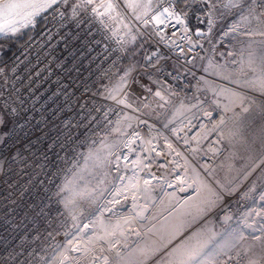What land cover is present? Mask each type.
I'll use <instances>...</instances> for the list:
<instances>
[{"label":"rangeland","instance_id":"374dc122","mask_svg":"<svg viewBox=\"0 0 264 264\" xmlns=\"http://www.w3.org/2000/svg\"><path fill=\"white\" fill-rule=\"evenodd\" d=\"M167 1L62 0L64 14L47 15L54 23L40 28L45 38L30 36L5 61L10 42L35 21L0 38V189H7L0 196V264H224V255L238 250L244 264H264V28L253 4L250 12L248 4L224 7L229 0H175L221 44L209 59L198 58L200 84L184 95L163 80L160 51L148 36ZM101 21L128 44L112 90H125L124 107L110 124L104 114L111 119L115 107L92 100L104 63L90 50L108 40L88 26ZM50 40L59 41L55 52L45 51ZM205 108L217 116L211 125L225 154L203 142L184 156L194 191L184 196L173 188L150 202L155 188L132 175L129 164L138 168L139 157L125 160L124 142L139 119L169 140L163 128ZM29 136L39 138L26 155ZM21 170L27 173L17 176ZM135 197L149 204L146 213ZM133 233L140 237L128 245ZM193 251L196 261H187Z\"/></svg>","mask_w":264,"mask_h":264},{"label":"built area","instance_id":"2783aa9c","mask_svg":"<svg viewBox=\"0 0 264 264\" xmlns=\"http://www.w3.org/2000/svg\"><path fill=\"white\" fill-rule=\"evenodd\" d=\"M253 7L255 15L257 16V22H259L262 28H264V4H261V0H256ZM63 9H65L63 5L57 4L46 10L48 12L44 15V18H46L44 28L50 23H54L50 22L52 19L50 16L60 14V11H62L61 14H64ZM164 9H168L167 13L164 12V23H150L151 31L148 32L149 38L153 41L157 50L160 51V58L156 65L158 67L163 66V80L171 89L176 92H181L184 95H190L195 84H200L199 75L203 74L202 69L195 67L196 60L201 56H206V59H209L212 54V45L214 43H217L216 45H218L220 41L215 42V40H213L215 32L209 25L206 24V27L203 25L194 26L188 19V16L178 7L175 0H168ZM169 13H171V15H169ZM49 14L51 15L47 16ZM35 23L36 22H33L32 25L34 26ZM90 23H92V25H89L88 29L95 28V31H97L96 38L101 34L108 40L106 44L103 43L100 46L95 45L100 47H97L96 51L90 50V53H93V55L96 54V58L99 57V59H101L99 63H104L102 71L99 72L100 76L97 74V77H100L101 79L95 85L96 88L92 100L97 98V100L95 99V101H97L96 105L100 109L114 106V114L111 116V119L109 115L106 114H104V117L107 118L105 120H108V124H110L111 121H114L115 123V120L117 121L121 118L122 113L120 110L124 107L125 90L117 96L112 95V90L114 84L119 80L122 74L123 66L128 61L127 40L124 33L115 30L108 22L101 21ZM43 29L36 31V33L33 34V38L36 36L39 39L45 38L44 35L38 36L42 33ZM196 29H202L203 35H197L195 32ZM55 30L56 33L61 32L60 30H57L56 27ZM31 40L33 39L30 38L27 42H30ZM57 42L59 41L52 42L50 40L48 43L51 45L47 46L45 51L49 52L50 49L52 51L54 47L57 48L59 46L56 44ZM34 47L36 46H32L31 49L33 50ZM39 51H37L36 54ZM98 51H100L99 54H97ZM80 62H82V58H80ZM169 62H174L177 65L183 66L187 72H180L172 67H168L167 64ZM42 71H44V69H42ZM32 91L34 92L36 90L33 89L30 92ZM112 103H114V105ZM37 110L41 111L40 108ZM216 117L217 116L213 112L206 110L205 108L197 116L187 118L171 128H163L162 131H164L169 140L162 139L157 130H153L154 126L149 122L139 119L136 124V129L129 134L123 144V148L121 149L123 156L125 152L131 153L130 160L125 156V160L127 161H134L137 156L139 157L136 159V161H139L137 164L138 168H135L134 165L128 163L132 167L130 169V171L132 170L133 172L132 175L138 174L142 179L141 182L156 183V181H158V183H161V174L157 173L160 164L157 163V165H155L156 159L154 155L156 156V153L163 150L162 148L164 147L173 148L180 158L183 157L181 162L185 161L184 156H188L189 153L198 150L205 141L210 152H214L219 156L224 155L226 148L223 140L219 133L212 129L211 125ZM178 125L180 128H177ZM181 128H186V130ZM30 138L34 141L30 140ZM37 138L34 139V136H29L27 138L26 142L29 140V144H27L28 151L35 153V140H37ZM30 142L35 145L31 146ZM25 154L27 155L28 153L25 152ZM140 155H142V157H140ZM206 159L209 162H212L214 157L208 154L206 155ZM152 171H154V174L151 173ZM1 191L2 189H0V196H2L3 193ZM6 192L7 190L5 193ZM238 201L240 204H243L245 199L240 196ZM245 260L246 254L240 250L224 255V264H244Z\"/></svg>","mask_w":264,"mask_h":264},{"label":"bare ground","instance_id":"6f19581e","mask_svg":"<svg viewBox=\"0 0 264 264\" xmlns=\"http://www.w3.org/2000/svg\"><path fill=\"white\" fill-rule=\"evenodd\" d=\"M58 4V3H57ZM128 53V52H127ZM124 68V66H123ZM122 68V70H123ZM177 128H180L179 125L177 126ZM183 130H186V128H181ZM33 138V137H32ZM32 138H30V140H33ZM35 139V138H34ZM34 141V140H33ZM24 143V142H23ZM31 146H34L35 144H32L30 142ZM43 145V144H41ZM25 152H28V148H25ZM163 150H160V152L156 153V156L154 155L155 159H156V163L155 165L160 164V168L157 171V173L159 174H163L164 178L161 176V183H146L145 181H143L144 186H148V187H153L155 188L153 196L150 197L151 201L153 199H155V197L157 195H159L160 192H163L165 190H170L173 188H176L177 190H179V192L184 196L190 194L191 192L194 191L195 189V183L193 182V179L189 173V169L188 166L186 164V161L181 162L183 160V157L180 158L179 155H177L175 153V150L173 148L170 147H164L162 148ZM124 156L128 157L130 160L131 157V153L130 152H125ZM174 165V166H173ZM151 171V170H148ZM26 171L23 170L21 172H19L17 174V176L23 175L25 174ZM151 173L154 174V171H152ZM20 180V179H18ZM16 182V181H15ZM143 186V188H144ZM7 189L6 187H4L2 189L1 192H5ZM20 189H17V192H20ZM131 193V192H130ZM134 194H136L134 192ZM136 201H135V206L140 210L141 213H146L149 209V204H144V203H138L137 198L135 197ZM140 237V235L138 233H133L132 236L128 237V245L132 244L133 242H135L138 238ZM77 249V248H76ZM68 260V259H67Z\"/></svg>","mask_w":264,"mask_h":264},{"label":"snow or ice","instance_id":"6c2138e0","mask_svg":"<svg viewBox=\"0 0 264 264\" xmlns=\"http://www.w3.org/2000/svg\"><path fill=\"white\" fill-rule=\"evenodd\" d=\"M91 2V0H89ZM56 3V0H2L0 2V18L3 19V23L0 24V33L16 32L15 21L10 20L9 17L19 16L27 23L32 22V18L39 15L45 9L50 8L52 4ZM256 3V0H229L224 5L226 8H242L245 4L249 5L251 12V4ZM261 4H264V0H261ZM111 7V5H109ZM164 12H168V9H164ZM171 15V13H169ZM157 23L163 24L164 21L159 17L156 18ZM234 30V29H233ZM264 34V33H261ZM264 87V84L261 85ZM2 123V121H0ZM198 252L193 251L186 254L185 259L187 261L195 262Z\"/></svg>","mask_w":264,"mask_h":264},{"label":"trees","instance_id":"16d2710c","mask_svg":"<svg viewBox=\"0 0 264 264\" xmlns=\"http://www.w3.org/2000/svg\"><path fill=\"white\" fill-rule=\"evenodd\" d=\"M61 4V2H60ZM48 11H45L41 14H39L38 16H36L33 20L36 22L35 25L30 29V32L29 34H27L26 36L20 38L19 40L15 41V42H8L7 44H10L13 46V50L10 51L9 53L6 54V57L3 59L4 61L6 59H8L12 54L13 52H15L22 44H24L30 36H32L36 31H38L41 27L44 26V24L46 23V18H44V15L47 13ZM194 26H197V25H194ZM2 37V36H1ZM0 37V38H1Z\"/></svg>","mask_w":264,"mask_h":264},{"label":"water","instance_id":"95a60500","mask_svg":"<svg viewBox=\"0 0 264 264\" xmlns=\"http://www.w3.org/2000/svg\"><path fill=\"white\" fill-rule=\"evenodd\" d=\"M62 0H56V3L52 4L51 7H53L54 5H56L57 3L61 2ZM0 2H2V0H0ZM50 7V8H51ZM49 8L45 9L43 12H45L46 10H48ZM41 12V13H43ZM40 13V14H41ZM38 16V15H37ZM36 17V16H35ZM34 18V17H33ZM10 20H14L15 21V27L20 26L21 24L25 23L26 21L22 20L19 16H15V17H9ZM4 21L2 18H0V24H2ZM196 34L197 35H203V30L202 29H196ZM5 33H0V37L3 36Z\"/></svg>","mask_w":264,"mask_h":264},{"label":"crops","instance_id":"0c3cea01","mask_svg":"<svg viewBox=\"0 0 264 264\" xmlns=\"http://www.w3.org/2000/svg\"><path fill=\"white\" fill-rule=\"evenodd\" d=\"M257 21V20H256ZM259 23V22H258ZM260 25V24H259ZM217 43H214L213 45H212V53H213V55H215L216 53V51H218V50H216L217 49V47L218 46H220L221 47V44H219V45H216ZM218 56H219V58H222V60H225V55L224 56H221L220 54H218ZM199 58V57H198ZM197 61H198V59L196 60V64H197ZM218 62V61H217ZM219 63V62H218ZM224 63V62H223Z\"/></svg>","mask_w":264,"mask_h":264}]
</instances>
